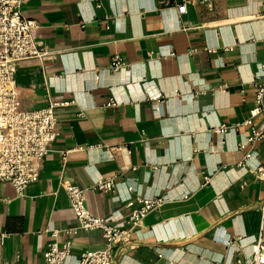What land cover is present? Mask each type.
I'll use <instances>...</instances> for the list:
<instances>
[{
    "label": "crops",
    "instance_id": "0c3cea01",
    "mask_svg": "<svg viewBox=\"0 0 264 264\" xmlns=\"http://www.w3.org/2000/svg\"><path fill=\"white\" fill-rule=\"evenodd\" d=\"M179 1L22 0L44 53L18 63L21 106L62 104L37 180L21 194L0 182V262L38 264L48 243L71 240L62 264H77L82 250L104 244L99 230L68 232L78 221L65 182L86 187L92 213L120 222L126 199L165 195L114 264H234L250 253L261 232L264 181L254 168L264 141L248 138L264 116L234 123L255 106L264 0H185L182 13ZM146 91L160 93L156 105ZM221 123L232 127L220 133ZM114 173L115 193L89 188Z\"/></svg>",
    "mask_w": 264,
    "mask_h": 264
},
{
    "label": "built area",
    "instance_id": "2783aa9c",
    "mask_svg": "<svg viewBox=\"0 0 264 264\" xmlns=\"http://www.w3.org/2000/svg\"><path fill=\"white\" fill-rule=\"evenodd\" d=\"M22 0H0V182H8L17 194L32 182L40 173V163L47 154L50 145L56 137L55 106L50 101L46 106L23 108L20 102V90L17 82V66L24 59L41 56L44 51L37 45L33 33L37 26L34 19L21 12ZM178 12L185 11V0L177 5ZM124 63L118 55L112 57L111 65L117 69ZM97 77V76H96ZM256 86L255 106L242 123L251 124L253 117L262 112L264 116V65L255 72ZM146 96L156 105L159 92H147ZM119 103L110 99L106 105ZM232 125L221 123L215 130L226 132ZM262 139L264 141V123L261 128H252L248 140ZM244 143L238 145L243 148ZM80 148V147H78ZM251 156L250 151L243 155L241 163ZM240 163V164H241ZM256 178L264 181V161L254 168ZM118 173L95 179L89 188L115 193ZM208 176L205 177V182ZM70 205L78 221L76 227L68 232L76 233L78 229L99 230L104 237V244L99 248L82 250L78 255L77 264H114L118 249L129 243L139 222L152 210L166 201L164 194L152 197L136 195L123 203L126 217L120 222L117 219H107L105 216L92 213L85 204V189L71 182L63 183ZM132 190L133 186H127ZM261 209V232L250 245V253L245 257L237 256L234 264H264V237L262 223L264 220V200ZM71 240L63 242L52 241L43 251L42 261L38 264H62L71 252ZM161 256V255H160ZM0 264H17L1 261Z\"/></svg>",
    "mask_w": 264,
    "mask_h": 264
}]
</instances>
